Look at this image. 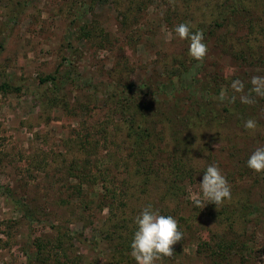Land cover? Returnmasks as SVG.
Here are the masks:
<instances>
[{
	"label": "rangeland",
	"instance_id": "rangeland-1",
	"mask_svg": "<svg viewBox=\"0 0 264 264\" xmlns=\"http://www.w3.org/2000/svg\"><path fill=\"white\" fill-rule=\"evenodd\" d=\"M209 1L0 0V84L22 88L0 92V264H136L134 219L149 204L183 233L174 255L157 264H264V174L246 166L264 147V102L246 118L220 113V132L191 129L190 175L176 196L168 187L180 165L168 120L172 90L181 105L219 76L224 85L212 91L221 96L229 81L264 75L263 64L237 54L248 41L264 52V0H246L248 13L214 29L217 0ZM180 23L203 31L202 61L175 34ZM57 71L58 94L39 83ZM148 85L163 91L155 102L164 115L149 119L150 142L138 148L104 90ZM43 92L59 97L52 107H40ZM248 119L257 121L254 133L243 126ZM210 164L232 200L202 209L198 184Z\"/></svg>",
	"mask_w": 264,
	"mask_h": 264
},
{
	"label": "trees",
	"instance_id": "trees-1",
	"mask_svg": "<svg viewBox=\"0 0 264 264\" xmlns=\"http://www.w3.org/2000/svg\"><path fill=\"white\" fill-rule=\"evenodd\" d=\"M211 2L212 0L207 3L208 8ZM247 8L248 7L246 0H217V2L213 4V6H211L212 10L210 13V17L212 18L211 21L214 24L212 29L219 27V22L222 23L224 21L226 22L227 20H231L230 17L234 16L235 13H248ZM212 33L213 32H211L210 34ZM237 54L238 56H240V60H242L243 62L248 61L252 63H260L263 64L264 68V52L260 45H257L256 47L255 44L254 47L248 41L246 46L243 47V50H239ZM212 82L214 84L212 85L213 87H207L205 84L203 85L204 87H200L199 98L196 97L197 99H195L194 96L191 97L189 95L188 98L181 101V105L178 104L180 100L176 98V95L179 94V90L177 87H175L172 90L173 92L168 96L170 97V101L173 100V103L175 104L170 113V116L172 117H169L168 119L169 122H173V126L170 124V126L172 127L171 139L174 146L180 148L177 149V152L172 154L174 163H179L180 165L176 167L173 178H171V180L168 182L169 189H172V192H175L174 196H176L178 190L180 189L179 186H181L179 185L178 181L184 179L188 172L187 170H185L187 169L185 168V166L189 167V165L185 162V160H187L188 158L190 160L189 154L187 153L190 150L189 147L193 145L191 144V141L194 137H191V129H206L207 131L217 130L220 132L222 128H225L224 121H221L222 119H220V113L223 112L229 116L238 115L239 117L243 116L244 118H246L247 116H249V113L246 112L248 109H251L250 113H254L256 107L260 103L264 102V98L256 97L254 107H248L246 104H242L240 102L241 94L235 93L231 87L227 94L225 93V95L221 96H219V94L216 95L212 90L224 85L225 79L222 76H219L217 80H213ZM231 82L232 81H229L228 84H230ZM39 83L40 85H44V87L47 86L46 88L48 92L51 91L48 87L50 86L49 84H51L52 93L57 92L58 94L61 83H63V79L60 78V73H58L57 71L53 75H47L44 78H40ZM209 85H211V83H209ZM244 85L245 93H249L252 85L250 84V82ZM147 88L149 89L148 91L133 88L131 90H127L126 88L119 89L114 86H105L106 90H104V97L108 99V102L117 107V110H119L120 112V116H123L127 138L133 140V144H135L138 148H140L143 144L146 145L150 142L151 129L149 126V119L151 120L153 117L155 118V116L159 114L160 116L164 115L163 112H160L161 104L155 102L156 97L163 96V91L158 90L159 88L150 89L151 86L149 87V85L147 86ZM21 89V87L15 86L13 82L3 81L0 84V92H2L3 94L19 92ZM202 91H205L207 98H204L203 95L201 96ZM50 94L43 92V94L39 96L38 100L41 103V108H44L45 106L47 107V104L49 107H52V105L55 104V98L59 99L57 94L49 97ZM249 94L253 96L255 95L254 93ZM233 97H235V100H233ZM221 100L223 101V103H220ZM66 233L73 235V233H69L68 230L66 231ZM64 236L67 235L64 234ZM61 238L64 237L60 236V239ZM36 246L38 254H40L43 248L41 243H37Z\"/></svg>",
	"mask_w": 264,
	"mask_h": 264
},
{
	"label": "clouds",
	"instance_id": "clouds-1",
	"mask_svg": "<svg viewBox=\"0 0 264 264\" xmlns=\"http://www.w3.org/2000/svg\"><path fill=\"white\" fill-rule=\"evenodd\" d=\"M174 32L181 40L189 43L188 54L197 61H202L207 55V45L204 42L202 30H192L188 23H180L174 28ZM252 85L249 93H245V85L240 79L231 82L230 87L235 93H240V102L251 105L256 97L264 98V75L251 77ZM235 100V97H233ZM244 128L249 132L258 130L255 119L244 122ZM246 166L255 174H264V147H258L251 153L246 161ZM203 199H197L195 206L204 208L207 204H214L216 208L223 206L232 200L231 187L222 174L220 168L210 164L203 171L202 181L198 184ZM204 201H207L205 204ZM136 230L130 244L131 256L136 264H157L164 258L174 255L173 246L183 238V233L178 228V221L172 215H162L149 204L135 217Z\"/></svg>",
	"mask_w": 264,
	"mask_h": 264
}]
</instances>
